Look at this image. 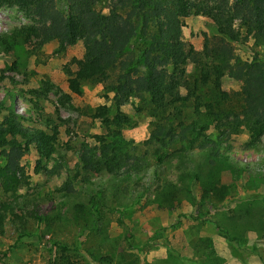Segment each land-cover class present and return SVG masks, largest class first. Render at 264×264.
I'll use <instances>...</instances> for the list:
<instances>
[{
  "label": "rangeland",
  "instance_id": "obj_1",
  "mask_svg": "<svg viewBox=\"0 0 264 264\" xmlns=\"http://www.w3.org/2000/svg\"><path fill=\"white\" fill-rule=\"evenodd\" d=\"M55 3L65 12L62 0ZM31 26L42 28L17 6H0V34ZM204 35L217 39L209 19L183 20L184 43L202 51ZM58 48L57 41L45 43L35 36L14 57L0 54V102L13 106L27 127L58 133L49 161L42 162L34 147L21 149L19 165L28 186L16 201L0 189V264H58L63 246L73 264L104 259L103 264H264V136L255 148L248 147L247 134L230 140L231 166L219 171V193L203 196L199 183L183 177L187 172L177 159L158 169L160 179L154 176L157 167L144 170L132 183L100 173L88 181L79 176L71 194L59 192L78 170L82 145L97 147L96 137H107L104 122L94 115L114 103V94L100 79L83 82L80 95L71 93L67 81L84 48L81 42ZM235 54L243 61L264 59V48L249 40L236 45ZM14 62L15 71L10 67ZM240 88V82L224 80L225 91ZM143 104L127 97L121 105V113L130 118L122 135L137 155L154 163L152 149L143 143L155 119ZM195 167L193 160L186 169ZM158 184L179 189L175 208L158 207V195L166 191Z\"/></svg>",
  "mask_w": 264,
  "mask_h": 264
},
{
  "label": "trees",
  "instance_id": "obj_2",
  "mask_svg": "<svg viewBox=\"0 0 264 264\" xmlns=\"http://www.w3.org/2000/svg\"><path fill=\"white\" fill-rule=\"evenodd\" d=\"M57 1L0 0V6H17L42 27L0 34V54L14 57L35 36L45 43L57 41L59 51L81 42L84 55L67 81L70 92L80 95L83 82L100 79L114 94V103L94 115L104 122L107 137H96L97 147L82 145L78 170L59 192L71 194L79 176L88 181L100 173L132 183L144 170L157 167L154 176L160 179L158 169L171 159L184 167V178L202 186L203 196L223 191L216 182L220 169L231 166L230 140L247 134L248 147L255 148L264 136V59L243 61L235 54V46L249 40L264 48V0H62L65 12L57 9ZM191 16L209 19L217 34L215 40L204 35L202 51L182 41L183 20ZM10 67L15 71L16 62ZM225 79L240 82V90L225 91ZM127 97L144 101L155 119L143 143L152 149L154 163L137 155L122 135L130 122L120 111ZM25 122L13 106L0 102V189L15 201L28 186L19 165L21 149L34 147L46 162L58 139L57 131L32 129ZM193 160L196 167L186 169ZM158 189L166 190L158 195V207L175 208L179 189L169 184H158ZM60 251L58 264H73L68 247Z\"/></svg>",
  "mask_w": 264,
  "mask_h": 264
}]
</instances>
